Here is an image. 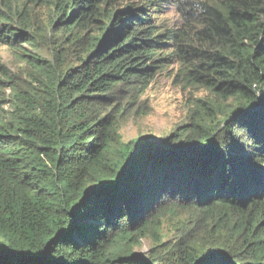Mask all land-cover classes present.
I'll list each match as a JSON object with an SVG mask.
<instances>
[{
  "label": "trees",
  "instance_id": "16d2710c",
  "mask_svg": "<svg viewBox=\"0 0 264 264\" xmlns=\"http://www.w3.org/2000/svg\"><path fill=\"white\" fill-rule=\"evenodd\" d=\"M0 44V264H264V0H0ZM166 69L189 122L123 142Z\"/></svg>",
  "mask_w": 264,
  "mask_h": 264
},
{
  "label": "rangeland",
  "instance_id": "374dc122",
  "mask_svg": "<svg viewBox=\"0 0 264 264\" xmlns=\"http://www.w3.org/2000/svg\"><path fill=\"white\" fill-rule=\"evenodd\" d=\"M25 46L38 52V48ZM0 63L5 64L11 72H18V65L10 48L1 44ZM0 79L3 82L6 80L3 73H0ZM203 92L195 93V95H203ZM1 93L4 94L3 91ZM189 96L191 95L188 91L172 81L168 69L160 72L141 97L138 112L133 111L123 120L120 126L121 140L127 142L139 135L160 139L173 134L177 126L189 122L186 103V98ZM4 108L7 109L8 105ZM149 245L150 241L144 239L143 246L139 251L143 254L146 253Z\"/></svg>",
  "mask_w": 264,
  "mask_h": 264
},
{
  "label": "snow or ice",
  "instance_id": "6c2138e0",
  "mask_svg": "<svg viewBox=\"0 0 264 264\" xmlns=\"http://www.w3.org/2000/svg\"><path fill=\"white\" fill-rule=\"evenodd\" d=\"M201 264H210V262L208 261L207 256H205V257L202 258Z\"/></svg>",
  "mask_w": 264,
  "mask_h": 264
}]
</instances>
